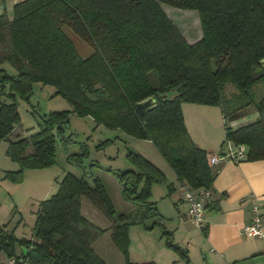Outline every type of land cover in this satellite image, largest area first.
<instances>
[{"label": "trees", "instance_id": "trees-1", "mask_svg": "<svg viewBox=\"0 0 264 264\" xmlns=\"http://www.w3.org/2000/svg\"><path fill=\"white\" fill-rule=\"evenodd\" d=\"M162 4L198 11L203 39L188 45ZM65 27L90 43L94 55L83 60ZM262 59L264 0H23L11 19L7 13L0 18V141L9 142L7 156L19 165L4 179L20 184L27 169L56 163L57 138H64L69 112L45 115L38 133L11 139L20 124L18 99L27 101L40 83L54 86L76 115L152 141L190 189H211L212 155L193 141L182 105L220 107L226 120L255 107L256 121L238 128L226 124V141L246 146L243 161L264 160V96L257 100L253 93L264 81ZM5 64L16 75L8 74ZM229 87L235 92L227 96ZM158 94L169 98L141 115L137 103ZM128 158L135 170L118 174L124 194L142 207L144 219H156L152 189L167 185L171 193L172 185L142 155L129 151ZM94 182L91 186L85 177L67 173L58 192L41 202L33 239H18L0 227V252L15 264H107L93 247L105 230L82 213L81 198L87 197L111 221L112 239L128 257L134 222L118 213L100 181ZM156 225L167 246L187 258L171 242L172 233L157 222L152 228ZM17 244L27 254L22 250L18 256Z\"/></svg>", "mask_w": 264, "mask_h": 264}, {"label": "rangeland", "instance_id": "rangeland-1", "mask_svg": "<svg viewBox=\"0 0 264 264\" xmlns=\"http://www.w3.org/2000/svg\"><path fill=\"white\" fill-rule=\"evenodd\" d=\"M161 7L188 45H195L203 39L198 11L183 10L166 4H162ZM8 18L11 19L12 15ZM64 31L83 60L94 55L95 48L90 43L69 27H65ZM4 68L8 74L16 75L15 69L9 64H5ZM233 92H235L234 88L229 87L227 96ZM253 93L257 100L264 96V81L253 88ZM18 103L20 124L12 135L13 140L38 133L44 124L42 117L53 112H69V124L64 130V138H57L55 165L46 169H27L24 173V181L20 184L4 179L5 172L10 171L9 166L19 169V165L7 156L6 142L0 141L1 228L7 232H14L18 239H33L41 202L56 194L65 175L72 173L77 177H85L91 186H94V180L98 179L117 212L128 214L134 222L129 229L127 257L112 239L111 221L89 198H81L83 215L97 227L105 230L94 242L93 247L107 264H126L127 260L141 264L152 261L159 264H177L173 261L178 260V255L167 247V238L163 236L161 227L156 225L152 229L157 220L144 219L145 211L125 196L124 187L118 176L119 172L135 170L128 158L129 151L142 155L150 162H152L150 159L155 161L154 163H161L163 160L170 169V165L156 145L152 141L136 138L120 129H112L97 123L91 116L76 115L70 103L63 96L57 95L56 88L51 85L35 83L29 100L19 98ZM209 108L215 111L213 119L217 124V120L222 117V109L213 106ZM233 111L234 107L231 112ZM256 111L257 109L251 106L239 112L237 120L242 121L240 125L251 123L252 120L247 118ZM233 121L232 118L225 119L219 131L214 129L215 135H221L222 147L226 151L232 146L231 142L226 141V124L231 126ZM156 188L160 191L156 189L152 200L157 204V201L162 202L166 211L172 210L173 203L166 198L169 194L167 185H156ZM15 251L20 256L22 247L17 244ZM10 261L14 262V258H10L5 252H0V262L9 264Z\"/></svg>", "mask_w": 264, "mask_h": 264}, {"label": "crops", "instance_id": "crops-1", "mask_svg": "<svg viewBox=\"0 0 264 264\" xmlns=\"http://www.w3.org/2000/svg\"><path fill=\"white\" fill-rule=\"evenodd\" d=\"M1 1L6 4V13L10 17L14 6L23 0ZM209 107L212 106L184 103L182 109L186 126L195 144L208 155H226L228 151L222 147L221 135L214 134V129L219 131V128L223 127L222 122L225 123L223 112L216 124L213 119L215 111ZM247 119L256 121L258 112H253ZM241 122L235 119L231 126L238 128ZM6 144L8 148L9 142ZM150 160L166 175L172 185V191L166 198L173 203V209L166 211L162 202L157 201L160 215L156 220L172 233V237L169 236L171 242L174 241V244L187 254L186 258L167 246L178 255V260L173 263L264 264V238H249L243 234L244 227L252 221L253 208L256 205L264 206V160L235 162L226 159L212 166L215 175L211 188L213 197L206 209L202 228L186 216L188 206L185 195L190 187L179 181L172 168L169 169L163 160L161 163ZM9 167L10 171L18 170L16 167ZM156 189L160 191L155 185L152 189L153 196ZM9 264L15 262L10 261ZM148 264L159 263L152 261Z\"/></svg>", "mask_w": 264, "mask_h": 264}, {"label": "built area", "instance_id": "built-area-1", "mask_svg": "<svg viewBox=\"0 0 264 264\" xmlns=\"http://www.w3.org/2000/svg\"><path fill=\"white\" fill-rule=\"evenodd\" d=\"M247 148L245 145H232L226 155H212L210 163L212 166L224 162L226 159L235 162L245 160ZM213 193L211 189H189L185 195L188 206L187 218L198 227L202 228L205 220L206 209L211 202ZM243 234L249 238H264V206L256 205L253 208L252 221L244 227Z\"/></svg>", "mask_w": 264, "mask_h": 264}, {"label": "water", "instance_id": "water-1", "mask_svg": "<svg viewBox=\"0 0 264 264\" xmlns=\"http://www.w3.org/2000/svg\"><path fill=\"white\" fill-rule=\"evenodd\" d=\"M7 12V6L0 0V18H2ZM260 65H264V59L260 60ZM30 96L27 97L29 100ZM169 98L168 94H158L152 97H149L139 103H137V108L140 111L141 115L147 114L151 109L156 108L160 102H163ZM126 185V183L124 184ZM25 254H27L28 250L24 249Z\"/></svg>", "mask_w": 264, "mask_h": 264}]
</instances>
